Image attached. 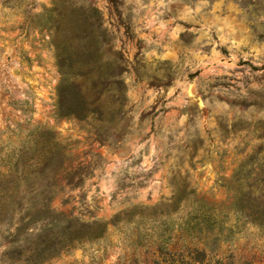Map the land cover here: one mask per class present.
<instances>
[{"label":"rangeland","instance_id":"rangeland-1","mask_svg":"<svg viewBox=\"0 0 264 264\" xmlns=\"http://www.w3.org/2000/svg\"><path fill=\"white\" fill-rule=\"evenodd\" d=\"M34 149L0 264L20 218L103 226L41 264H264L230 209L264 170V0H0V171ZM182 188L226 215L189 233Z\"/></svg>","mask_w":264,"mask_h":264},{"label":"trees","instance_id":"trees-1","mask_svg":"<svg viewBox=\"0 0 264 264\" xmlns=\"http://www.w3.org/2000/svg\"><path fill=\"white\" fill-rule=\"evenodd\" d=\"M39 154L40 152L36 149L33 150L30 156L22 153L20 157L25 158V169L23 167V170L0 171V220L5 216L9 206L17 197V188L20 180L28 181L36 172V170L26 169L27 158L33 157L38 160L40 159ZM90 174H85V176ZM231 178L236 183V188L231 189L234 195L230 209H232L237 218L241 217L254 224L264 225V170H234ZM82 181L83 177L80 178L78 183L81 184ZM172 198L175 202L181 198L187 199L188 203L186 204L189 205V209L187 211L188 217L184 224L189 229V233H195L196 236L202 225L210 228L219 220L218 215L220 213L223 216L226 215V212H216L211 204L196 198L191 190L186 192L184 188L178 189ZM66 222L69 223L59 230L51 228L44 234L40 233L33 239L28 240V245H25L26 241L25 244H18L20 242H18L17 236L25 230L27 225V222L20 218L18 225L14 228L15 233H12L11 239L8 240L11 246L1 254V263L41 264L48 258L57 255L73 242L83 238L97 237L103 230L102 224L97 221L79 224L70 220Z\"/></svg>","mask_w":264,"mask_h":264},{"label":"bare ground","instance_id":"bare-ground-1","mask_svg":"<svg viewBox=\"0 0 264 264\" xmlns=\"http://www.w3.org/2000/svg\"><path fill=\"white\" fill-rule=\"evenodd\" d=\"M232 24V23H231Z\"/></svg>","mask_w":264,"mask_h":264}]
</instances>
